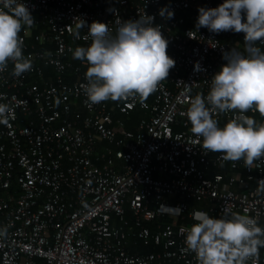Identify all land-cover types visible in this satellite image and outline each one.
Instances as JSON below:
<instances>
[{
	"label": "built area",
	"instance_id": "built-area-1",
	"mask_svg": "<svg viewBox=\"0 0 264 264\" xmlns=\"http://www.w3.org/2000/svg\"><path fill=\"white\" fill-rule=\"evenodd\" d=\"M223 2L24 0L35 24L20 35L33 68L14 77L9 64L0 73V103L13 106L9 125L0 124V228H7L0 264H197L183 251L181 233L195 223L194 211L219 218L227 206L264 227V195H256L264 160L248 169L242 160L205 153L185 114L196 95L210 91L226 63L223 52L243 51V33L196 28L200 7ZM164 7L173 18L159 15ZM140 14L155 17L175 66L143 103H88L81 88L87 64L72 52L91 39L86 27L79 38L70 29L84 19L114 30ZM136 109L147 116L128 129L126 117ZM233 115L214 118L223 127ZM166 217L173 219L158 222ZM151 221L155 232L146 225ZM131 239L160 249L131 253ZM256 264H264V248Z\"/></svg>",
	"mask_w": 264,
	"mask_h": 264
},
{
	"label": "clouds",
	"instance_id": "clouds-1",
	"mask_svg": "<svg viewBox=\"0 0 264 264\" xmlns=\"http://www.w3.org/2000/svg\"><path fill=\"white\" fill-rule=\"evenodd\" d=\"M197 30L244 34L243 51L233 47L223 52L226 61L211 79L206 96L196 95L185 113L191 132L202 138V150L220 153L222 161L244 163L254 168L264 160V122H258L249 111L264 117V0H224L218 7L199 8ZM159 15L171 19L174 12L167 7ZM155 17L140 14L139 19L118 21L116 28L84 19L77 22L71 34L79 38L87 28L91 43L78 46L73 58L87 64L86 83L81 85L86 101L92 105L139 98L143 103L167 79L176 61L168 55L169 41ZM35 24L24 0H0V73L13 65L11 75L20 77L33 68L25 56L21 32ZM201 70L197 65V71ZM13 106L0 103V124L8 126L13 119ZM233 113L223 127L215 115ZM256 195H264V179L258 181ZM179 211L182 209L177 208ZM219 218L205 211H194L195 221L182 228L184 252L195 254L197 264H256L259 250L264 248V227L248 214L233 212L225 206ZM7 228H0V237Z\"/></svg>",
	"mask_w": 264,
	"mask_h": 264
},
{
	"label": "trees",
	"instance_id": "trees-1",
	"mask_svg": "<svg viewBox=\"0 0 264 264\" xmlns=\"http://www.w3.org/2000/svg\"><path fill=\"white\" fill-rule=\"evenodd\" d=\"M167 52H170L169 46H168ZM68 81H70L69 78H68ZM146 116H147V114L144 110L136 109L129 116L126 117V127L128 129H135L138 122ZM251 116L254 119H256L257 121L260 120V118H262L260 116L259 112H256V113L252 114ZM129 217H130V215H129ZM165 222H167V221H165ZM156 223L157 222H155V221H151V223L147 222L146 225L152 229L153 227H155ZM152 231L155 232L156 227L154 229H152ZM138 243H139V245L137 246V249H136V247H133V249H131V252L138 251L140 253H149V252L157 251L159 249V248L155 247L153 242L149 243L148 245H144L143 241L137 240V244ZM133 244H134V242H133ZM133 246H135V245H133Z\"/></svg>",
	"mask_w": 264,
	"mask_h": 264
},
{
	"label": "crops",
	"instance_id": "crops-1",
	"mask_svg": "<svg viewBox=\"0 0 264 264\" xmlns=\"http://www.w3.org/2000/svg\"><path fill=\"white\" fill-rule=\"evenodd\" d=\"M169 53L170 52H168V55H169ZM48 69V68H47ZM50 69V68H49ZM152 97V94L148 97L149 99ZM263 118V117H262ZM262 118H260V120H262ZM259 120V121H260ZM137 126V125H136ZM177 199H175V198H173V199H171V201H176ZM189 201V205L190 206H193V205H199V206H201V207H203V206H205V204H202V203H196V202H194L193 200H191V199H189L188 200ZM172 219L173 218H168V217H166V218H162V220L160 219L158 222H161V223H165V221H167V222H169V221H172ZM149 223H151V222H149ZM155 227H157V224H155ZM155 227H153L152 229H154ZM131 241H132V243L128 246V250L131 252V249H133V247H136V249H137V246L139 245V243L137 244V243H134L133 244V241H134V239L132 240L131 239ZM133 245H135V246H133ZM144 245H147V244H144ZM155 245V244H154ZM155 247H157V248H159L160 249V247H158V246H156L155 245ZM158 249V250H159ZM135 252H138V251H134V252H131V253H135Z\"/></svg>",
	"mask_w": 264,
	"mask_h": 264
}]
</instances>
